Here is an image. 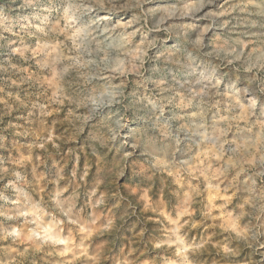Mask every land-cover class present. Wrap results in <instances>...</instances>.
<instances>
[{
  "label": "rangeland",
  "instance_id": "374dc122",
  "mask_svg": "<svg viewBox=\"0 0 264 264\" xmlns=\"http://www.w3.org/2000/svg\"><path fill=\"white\" fill-rule=\"evenodd\" d=\"M0 264H264V0H0Z\"/></svg>",
  "mask_w": 264,
  "mask_h": 264
},
{
  "label": "bare ground",
  "instance_id": "6f19581e",
  "mask_svg": "<svg viewBox=\"0 0 264 264\" xmlns=\"http://www.w3.org/2000/svg\"><path fill=\"white\" fill-rule=\"evenodd\" d=\"M219 86V84L218 85H216V87H218Z\"/></svg>",
  "mask_w": 264,
  "mask_h": 264
}]
</instances>
